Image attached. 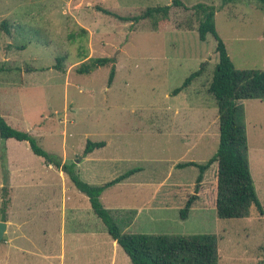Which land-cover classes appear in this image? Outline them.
Here are the masks:
<instances>
[{
    "label": "rangeland",
    "instance_id": "rangeland-1",
    "mask_svg": "<svg viewBox=\"0 0 264 264\" xmlns=\"http://www.w3.org/2000/svg\"><path fill=\"white\" fill-rule=\"evenodd\" d=\"M172 1L0 0V115L48 154L74 164L76 175L90 185L139 169L100 198L122 233L214 234L217 264H264V216L252 207L245 219L216 217V164L205 172L187 218L179 217L194 194L198 170L176 165L205 163L218 146L217 108L208 92L218 61L214 37L199 41L193 11L182 7H172L168 21L154 29L148 20L121 22L103 12L130 17ZM179 1L188 9L214 7L216 33L235 69L264 70L263 4ZM102 57L115 60L111 84V64L76 72L88 59ZM58 58L61 71L54 68ZM202 63V75L173 95ZM240 104L249 170L264 210V101ZM88 140L105 146L83 156ZM68 209L84 218L62 220ZM0 215L7 224L0 264H109L106 230L103 246L102 236L86 234L78 250L70 243L74 252H61L62 228H105L86 196L25 142L0 139ZM117 249L115 264H131ZM94 250L104 257L90 260Z\"/></svg>",
    "mask_w": 264,
    "mask_h": 264
},
{
    "label": "trees",
    "instance_id": "trees-1",
    "mask_svg": "<svg viewBox=\"0 0 264 264\" xmlns=\"http://www.w3.org/2000/svg\"><path fill=\"white\" fill-rule=\"evenodd\" d=\"M242 0H221L222 6ZM264 5V0H256ZM172 7H182L186 11L191 10L198 23L196 31L201 42L211 34L215 41V52L218 61L214 67L208 92L214 98L218 115V146L216 152L202 164L185 162L176 165L177 169L194 167L198 170L195 179L194 194L186 201L179 211L181 220H185L195 201L203 181L205 172L213 164L216 168V197L214 202L216 217L220 220L245 219L250 215V209L264 216L260 202L257 198L254 183L248 164L247 137L244 124V116L240 102L243 100H264V70L235 69L228 56L225 44L218 37L215 29V9L212 6L202 4L188 9L181 1L173 0L171 5L148 7L140 14L121 17L108 11H103L121 22L137 24L148 20L151 27L157 28L159 23L165 24L169 18ZM1 28L7 31L6 23ZM84 32V31H83ZM54 67L61 71L60 64L63 58L56 59ZM115 60L112 58H90L82 63L76 70L78 74H88L93 70L111 64L108 84H111L115 76ZM204 69V63L200 68L191 73L182 85L173 91V95L179 94L188 88L194 80L199 78ZM0 139L15 140L28 144L31 152L41 157L49 166L64 173L73 186L86 196L94 215L103 224L108 236L116 242L117 246L125 253L131 264H217L218 239L214 234H195L191 236H167L151 234H126L114 220L111 211L101 203V195L106 188L114 186L138 172L139 169H131L124 174L100 186L90 185L82 181L74 171V164L62 163L57 156L48 154L40 148L36 140L26 131H20L11 127L0 115ZM105 146L104 142L87 141L83 150V156ZM8 202L4 200V207ZM3 211V210H2Z\"/></svg>",
    "mask_w": 264,
    "mask_h": 264
},
{
    "label": "crops",
    "instance_id": "crops-1",
    "mask_svg": "<svg viewBox=\"0 0 264 264\" xmlns=\"http://www.w3.org/2000/svg\"><path fill=\"white\" fill-rule=\"evenodd\" d=\"M259 101H264V100H259ZM246 128V127H245ZM256 128V126H255ZM247 130V129H246ZM246 137L247 134H246ZM247 149H248V142H247ZM76 208V207H75ZM81 209V207H80ZM66 211V210H65ZM94 214V213H93ZM64 216V218H62V220L64 219H72V220H80L82 219V214L80 212H73L71 209H68V212L67 213H64L62 214ZM87 216H90L88 213H86ZM72 216V217H71ZM84 218V216H83ZM105 229H102V228H95V229H76V230H67L66 228H62L60 230V249H61V252H69V250H72V247H70V243H74V245L76 246V250H78L77 248V245L79 244V239H81L82 236L88 234V235H91L92 237H94L95 235H100L102 236V239H100L101 241L98 243L99 246H103L102 245V241L105 240ZM99 239V238H98ZM112 242H110V254L111 255H107V261L109 264H115V255L117 253V244L115 241H113L111 239ZM96 251V250H94ZM70 252H74V250L70 251ZM94 253V252H93ZM92 253V256L90 258L91 259H98L100 260V257H104L103 254H98L97 251L95 254ZM49 258V256H48ZM60 258L62 259V255H60Z\"/></svg>",
    "mask_w": 264,
    "mask_h": 264
},
{
    "label": "water",
    "instance_id": "water-1",
    "mask_svg": "<svg viewBox=\"0 0 264 264\" xmlns=\"http://www.w3.org/2000/svg\"><path fill=\"white\" fill-rule=\"evenodd\" d=\"M2 216L0 215V244L2 242L3 236L7 229V224L1 220Z\"/></svg>",
    "mask_w": 264,
    "mask_h": 264
}]
</instances>
